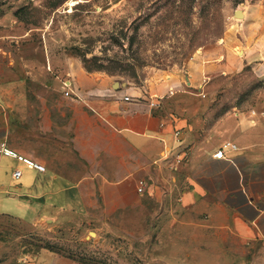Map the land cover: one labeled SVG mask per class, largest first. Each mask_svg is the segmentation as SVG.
Here are the masks:
<instances>
[{
    "label": "crops",
    "instance_id": "1",
    "mask_svg": "<svg viewBox=\"0 0 264 264\" xmlns=\"http://www.w3.org/2000/svg\"><path fill=\"white\" fill-rule=\"evenodd\" d=\"M260 14L251 44L257 48L264 47V9ZM59 71L29 125L6 100L9 84L0 78V143L46 167L39 171L0 154V193L9 192L23 215L85 209L87 190H99L106 208L126 207L128 216L157 203L153 219L176 249L219 241L221 253L234 256L232 264H264L263 112L227 110L212 118L192 103L198 94L192 86L163 81L145 95L130 81L72 58ZM153 95L162 98L160 107L150 104ZM226 142L237 148L215 157ZM16 168L20 178L13 176ZM140 178L147 181L143 192ZM218 247H208L207 255L214 259Z\"/></svg>",
    "mask_w": 264,
    "mask_h": 264
},
{
    "label": "rangeland",
    "instance_id": "2",
    "mask_svg": "<svg viewBox=\"0 0 264 264\" xmlns=\"http://www.w3.org/2000/svg\"><path fill=\"white\" fill-rule=\"evenodd\" d=\"M239 8L248 16L236 17ZM262 9L264 0H0L5 98L29 125L30 112L49 96L48 83L72 58L145 95L163 81L192 86L198 92L192 103L212 118L227 110L264 113V47L251 45ZM9 194L0 193V264H232L234 258L221 253L222 242L207 239L176 249L153 219L155 202L128 216L126 207L111 211L99 190H87L85 209L47 217L23 215ZM208 247H218L214 259Z\"/></svg>",
    "mask_w": 264,
    "mask_h": 264
},
{
    "label": "built area",
    "instance_id": "3",
    "mask_svg": "<svg viewBox=\"0 0 264 264\" xmlns=\"http://www.w3.org/2000/svg\"><path fill=\"white\" fill-rule=\"evenodd\" d=\"M65 94L69 95L70 91H65ZM125 99L130 100V96H126ZM161 99H162L161 97L153 95L151 97L150 104L153 107H160L161 103H162ZM176 133L179 134L180 131L178 130ZM228 147H232V148L236 149L237 145L235 143H232V142H226L225 144H223V146H221L215 152L214 156L218 157V158H224L225 157V148H228ZM0 154L4 155V156L15 158L19 161H22V162L38 169L39 171H45L46 170V167L44 165L33 160L30 157L24 156L23 154H21L20 152H18L14 148L10 147L6 142L0 143ZM178 158L181 160V157L179 154H178ZM13 176L15 178H20L22 176V170L19 168L14 169L13 170ZM146 187H147V181L145 179H140L138 182V191L143 192L146 190Z\"/></svg>",
    "mask_w": 264,
    "mask_h": 264
},
{
    "label": "water",
    "instance_id": "4",
    "mask_svg": "<svg viewBox=\"0 0 264 264\" xmlns=\"http://www.w3.org/2000/svg\"><path fill=\"white\" fill-rule=\"evenodd\" d=\"M234 15L236 16V17H241V18H244L245 17V12H244V10H242V9H237L235 12H234Z\"/></svg>",
    "mask_w": 264,
    "mask_h": 264
}]
</instances>
